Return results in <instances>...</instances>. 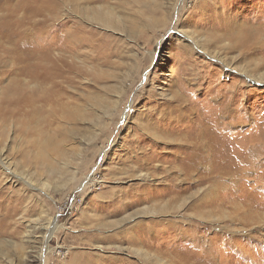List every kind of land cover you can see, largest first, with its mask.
<instances>
[{
	"label": "rangeland",
	"instance_id": "obj_1",
	"mask_svg": "<svg viewBox=\"0 0 264 264\" xmlns=\"http://www.w3.org/2000/svg\"><path fill=\"white\" fill-rule=\"evenodd\" d=\"M55 1L68 95L0 67V264H264V0Z\"/></svg>",
	"mask_w": 264,
	"mask_h": 264
},
{
	"label": "bare ground",
	"instance_id": "obj_2",
	"mask_svg": "<svg viewBox=\"0 0 264 264\" xmlns=\"http://www.w3.org/2000/svg\"><path fill=\"white\" fill-rule=\"evenodd\" d=\"M22 1L23 3L25 2V4H23L24 6L27 3L30 4L33 0ZM4 2L5 0H0V11H3L4 9ZM38 3L40 4L37 5ZM56 3L57 1L55 0H35V5L32 4L33 6L31 7L24 6V8L26 7L28 10H30V13L28 12L29 16L25 17L24 11L22 14H19L16 9L12 10L13 12H11V15L9 14L0 16V53H3L0 54V67H3L8 63L11 64V61H21L22 57L24 56L26 58H36V63H39V65L34 66L35 70L33 71V75L39 82L47 85L45 93L47 94V98H45L46 101H49L50 99L60 101L63 100L65 94L68 95V89L66 88L68 85L67 83H69V86H72V84L75 83L73 75H76L77 73L75 61L72 58V54L79 53L80 49L85 43L82 24L77 23V27L73 32H70V29H68L70 35H62V38L55 43L58 44L60 42L59 46L56 48L58 50L53 51V45L55 44H53L52 39L48 35L46 36L45 34H43V32H45V30L49 31L51 27L56 25L58 17H53V14L48 17L34 16L37 14L40 15L44 10L47 11V9L53 10ZM23 6H21V9L23 8ZM108 11L109 10H105L104 12V9H102V13L99 12V14H102V16L100 17L103 18L106 24H111L112 22L110 19L114 16L110 11ZM10 66L11 67L9 68L11 70L14 65L11 64ZM9 68L7 70H9ZM30 76L32 77V72ZM62 106L66 107L64 103L62 104ZM206 138V135L201 132L198 136V139L200 141L188 142L186 145L182 144V147L186 146V148H188L189 153H191L190 156L193 160H196L194 161L196 164L198 163V161H200L201 163L202 161H209L211 155L209 146L210 142H208ZM208 139L210 141L212 140L211 138ZM182 147L180 146V149ZM0 160L2 161L1 155ZM3 163L6 166L5 162ZM6 167V169H9L8 166ZM217 169V172H222V168ZM226 173L228 172L225 171L223 174L227 175ZM90 181H94L93 177L88 180L86 178L83 186H81L83 192L85 186ZM214 186L215 188L223 187V184L220 183L217 185V187L216 185ZM216 195H218L217 199H219L221 196L220 193H216ZM59 227L60 226L58 224H54V226L51 228L52 231H50L48 235L46 234V245H48L50 239L53 237V231L55 229H58ZM47 250L48 252L52 251L49 246H47ZM48 254L49 253H47V255ZM198 258L203 262H207V264H213L215 260H217V258L212 255H208L205 258Z\"/></svg>",
	"mask_w": 264,
	"mask_h": 264
}]
</instances>
